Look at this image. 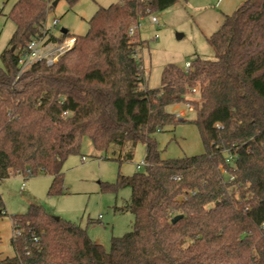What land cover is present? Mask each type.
Instances as JSON below:
<instances>
[{
	"label": "trees",
	"instance_id": "1",
	"mask_svg": "<svg viewBox=\"0 0 264 264\" xmlns=\"http://www.w3.org/2000/svg\"><path fill=\"white\" fill-rule=\"evenodd\" d=\"M56 1L19 0L8 15L16 29L1 55L0 182L49 176L48 195H62L64 165L85 139L106 156L118 148L121 163L143 143L141 170L101 184L104 193L131 189L117 211L130 212L134 225L108 252L81 226L32 205L11 216L15 255L0 252V264H264V0L243 3L207 38L214 60L196 55L188 72L166 67L159 89L145 87L142 42L129 31L183 0L99 8L60 62L20 76V56ZM66 1L73 8L80 0ZM196 90L200 99H189ZM178 104L196 111L205 153L162 160L156 134L186 122L167 111Z\"/></svg>",
	"mask_w": 264,
	"mask_h": 264
},
{
	"label": "rangeland",
	"instance_id": "2",
	"mask_svg": "<svg viewBox=\"0 0 264 264\" xmlns=\"http://www.w3.org/2000/svg\"><path fill=\"white\" fill-rule=\"evenodd\" d=\"M18 1L0 0V66L1 55L8 48L16 29L8 15ZM120 1L80 0L70 8L66 0H59L49 13L47 25L52 27L53 21H60L57 27L52 28L55 37H61L63 29L70 36L83 37L89 31V21L99 8H107ZM213 3L215 5L216 2ZM155 16L159 19V25H151L148 17L143 19L137 37L142 42L138 48V56L144 69L145 87L161 88L163 72L170 65L184 69L196 55L215 59L214 51L207 41L208 29L202 28L198 12L181 2L175 9ZM178 34H183L184 37L179 40ZM188 98L199 100V91L190 93ZM167 111L177 116L183 114L186 122H179L156 134L160 158L169 160L203 155L205 147L198 127L192 122L196 118V111L187 104L169 106ZM145 153V144L139 143L134 159L123 160L121 163L118 148L106 156L96 151L91 142L85 139L80 154L70 156L64 165V194L54 197L48 195L52 182L49 176L16 175L0 182V193L9 215L0 219L2 255H13L10 243L11 216L27 213L32 205L41 206L52 216L81 226L93 241L109 252L113 238L123 237L133 229L134 216L130 212L117 211V208L129 201L131 189H123L118 194L104 193L101 191V184L115 183L120 174L134 175L139 171L136 164L144 161ZM83 157L86 158L85 161Z\"/></svg>",
	"mask_w": 264,
	"mask_h": 264
},
{
	"label": "built area",
	"instance_id": "3",
	"mask_svg": "<svg viewBox=\"0 0 264 264\" xmlns=\"http://www.w3.org/2000/svg\"><path fill=\"white\" fill-rule=\"evenodd\" d=\"M127 1V0H121ZM147 1V0H144ZM149 22L151 25H159V19L155 15H150ZM144 18H140L129 31L131 37H138V32L142 27L141 21ZM60 24L59 20L53 21V26L49 27L47 23L42 29V33L34 37L26 47L25 53L20 56V76L28 71L34 64L39 62H45L47 66H53L60 62V60L75 47L78 38L70 35H63L61 37H55L52 34V28L57 27ZM139 58V56H138ZM140 59V58H139ZM141 60V59H140ZM184 70L188 72L190 70V63H187ZM195 92V91H194ZM189 108H192L188 105ZM178 118L183 120L185 116L179 114ZM84 161L86 158L83 159ZM145 166V161L136 164L137 170H141ZM24 187V186H23ZM23 190V188H22ZM18 232H13V237H16Z\"/></svg>",
	"mask_w": 264,
	"mask_h": 264
},
{
	"label": "crops",
	"instance_id": "4",
	"mask_svg": "<svg viewBox=\"0 0 264 264\" xmlns=\"http://www.w3.org/2000/svg\"><path fill=\"white\" fill-rule=\"evenodd\" d=\"M246 1L248 0H216V1H213V0H183L182 2H184L185 5H188V7L191 8L193 11L198 12L199 22L201 26H203L202 27L203 29L205 30L208 29L207 34H209L208 37H210L222 25V23L225 20V17L231 16L232 14H234ZM213 2H216L215 5H213L214 4ZM177 6L178 4L164 12L166 13L172 9H175V7ZM84 158L85 157H83V159ZM14 176H11V177H14ZM120 213H126V212H120ZM100 219H102L101 216H100ZM11 230H12V234H11L10 243L13 249V255L8 256V257H13L15 255V251L12 246V237H13L12 221H11Z\"/></svg>",
	"mask_w": 264,
	"mask_h": 264
},
{
	"label": "water",
	"instance_id": "5",
	"mask_svg": "<svg viewBox=\"0 0 264 264\" xmlns=\"http://www.w3.org/2000/svg\"><path fill=\"white\" fill-rule=\"evenodd\" d=\"M57 4H58V1H56V2L54 3V7H56ZM61 33H62L63 35H67V34H68V31L63 29V30L61 31ZM182 37H183V34H178V36H177V38H178L179 40H181ZM181 218H182L181 216H180V217H176V218L173 220V223H176V222L179 221ZM57 219H59V218H57Z\"/></svg>",
	"mask_w": 264,
	"mask_h": 264
}]
</instances>
